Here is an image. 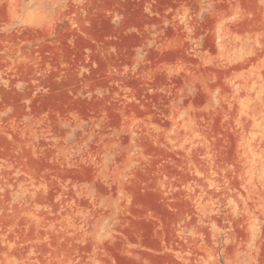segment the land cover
Wrapping results in <instances>:
<instances>
[{
	"label": "rangeland",
	"instance_id": "rangeland-1",
	"mask_svg": "<svg viewBox=\"0 0 264 264\" xmlns=\"http://www.w3.org/2000/svg\"><path fill=\"white\" fill-rule=\"evenodd\" d=\"M0 264H264V0H0Z\"/></svg>",
	"mask_w": 264,
	"mask_h": 264
}]
</instances>
